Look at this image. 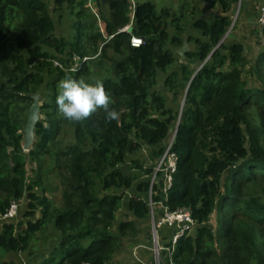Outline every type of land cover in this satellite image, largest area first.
<instances>
[{
  "label": "trees",
  "instance_id": "1",
  "mask_svg": "<svg viewBox=\"0 0 264 264\" xmlns=\"http://www.w3.org/2000/svg\"><path fill=\"white\" fill-rule=\"evenodd\" d=\"M49 2L0 0V213L12 199L27 198L25 211L24 206L16 219L0 224V264H21L8 254H30L37 233L46 232L49 225V247L26 264H111L121 245L119 235L126 230L137 234L131 219L120 221L117 232L112 231L124 191L137 180L121 165L143 145L160 160L174 130L169 146L176 156L171 187L164 192V171H154L156 181L148 178L134 185L127 212L149 219L150 191L153 203L190 211L195 225L177 241L172 255L176 264H264V47L250 68L261 87H248L243 43L221 42L231 23L227 12L238 0H212L226 14L192 22L201 36H186L194 48L164 80L174 97L182 95V108L174 114L154 89L158 74L177 59L172 47L182 45L180 35L167 31V8L158 11L150 0L137 1L131 19L129 0H93L94 6L107 9L106 14L99 12V31V17L87 0H54L52 12L63 3L71 10L79 8L68 40L57 34ZM254 3L257 9L260 0ZM179 19L171 18L178 32L183 30ZM129 23V31H120ZM256 33L264 41V24L257 25ZM131 36L141 37L142 43L131 46ZM96 40L101 48L90 49ZM108 49L118 56L112 74L95 78ZM89 57L96 59L85 62ZM66 75L102 81L114 101L111 107L121 115L118 121L106 122L99 109L72 123L75 141L55 155L56 166L68 175L62 204L54 206L33 188L40 185L36 175L43 156L51 153L66 120L56 116L58 84ZM44 82L49 89L40 106L44 119L36 123L31 148L23 151L27 110ZM28 160L36 163L35 177L27 174ZM131 164L144 175L153 173V166L143 168L138 159ZM36 207L40 216L32 219ZM216 209L221 216L213 230L209 220Z\"/></svg>",
  "mask_w": 264,
  "mask_h": 264
},
{
  "label": "rangeland",
  "instance_id": "2",
  "mask_svg": "<svg viewBox=\"0 0 264 264\" xmlns=\"http://www.w3.org/2000/svg\"><path fill=\"white\" fill-rule=\"evenodd\" d=\"M137 1H145V0H134V2ZM155 4V7L158 11H160L163 7L167 8L169 10L170 16L167 19V31L169 34H178L181 37L182 45L180 46H173L172 49L174 50V55L177 58L176 61L171 65L167 67L166 72H160L157 76V83L154 86V89L157 90L159 93H161L165 99H166V106L170 108L174 113L177 111L180 112L182 108V95L179 92L177 96H173V91L169 89L168 86L164 84V80L166 78V75L172 71L173 69H176L178 65L182 62H184V57L181 58L180 55L177 53V50L183 46V42L185 41L188 46V50L194 48V43H188L185 38L188 34H192L193 36L200 37V33L195 30L192 27V22L195 19H206L210 20L213 19L219 15L226 14L222 11L221 6L214 2L212 3V0H150ZM261 1V0H260ZM89 3V4H88ZM88 6L90 5L93 9H90L91 12H95L98 15L99 19L95 17L96 19V26L98 27L99 31H102L103 29V23L100 22L102 13L106 14L107 9L106 6L97 7L94 6L93 0H87L86 3ZM54 0H50L49 2V9L52 12L54 8ZM89 6V7H90ZM256 4L253 1L250 0H238V2L232 4L231 9L227 12L228 15H230L231 23L230 26L227 29V32L225 33L222 41L224 42H231L233 40L242 42L244 45V54L246 58V65L243 69V77L245 78L247 82L248 87H261L259 83L257 82L256 77L253 75L252 71L250 70L251 66H253L257 54L263 49L264 47V41L259 38L257 31V25L255 23V17L253 16L256 12L255 9ZM100 8V10L98 9ZM79 8H75V10H71L69 8V5L67 3H63L61 5L60 9H56L55 12H52V17L56 23L57 26V34L60 36H64V38L71 40L72 36L74 35V21L77 18L76 14H74L75 11H77ZM87 10V9H86ZM61 12V13H60ZM59 13L61 14L59 18ZM86 13H88L86 11ZM174 16H179V25L183 28L180 32L175 29V26L171 22V18ZM81 19H84L82 17ZM235 24L234 28L233 25ZM104 32V31H103ZM105 34V32H104ZM106 35V34H105ZM104 35V36H105ZM221 41V42H222ZM95 45H90L89 42H87V45H90L89 48H93L96 45H99V49L101 48V41L96 40ZM220 42V43H221ZM219 43V44H220ZM218 44V45H219ZM186 53V52H185ZM118 59V56L112 53L109 49L105 54V57L103 58L102 63H100V68L97 70V75H95V78H101L103 75H111L112 74V63ZM54 64V63H53ZM196 63L192 64L191 67L195 66ZM76 66V65H74ZM109 68V69H108ZM93 69V67H92ZM94 70V69H93ZM47 75L44 76L46 80ZM38 94L40 95L39 101L40 104L43 103V101L48 98L49 89L42 84L38 89ZM28 114V110H27ZM39 120L44 119V114L39 111ZM56 116L62 117L63 115L57 110ZM72 123L68 120H62V128L60 130V133L56 137V142L51 145V153L44 155V163L42 165V168L40 170V173H38L36 176L39 180V186H35L33 188V191L36 192L38 195L45 194L49 201H51L52 205L54 206H61L62 204V190L64 183L66 181V176L68 175L67 171L61 167L58 168L56 166L55 161V155L56 152L59 151L61 148H65V146L69 143L74 142L73 133H72ZM158 157L155 156L152 153L151 147L148 145H143L141 149L133 153L127 158L126 163L121 165V169L124 173H128L129 175L137 176V180L133 181V186L130 189H126L123 201H122V207L117 211L116 213V219L113 223L112 231L117 232V226L118 223L122 220H133L135 223V226L137 228V234L134 236H131L128 232V230L125 231V235H119L120 236V242L121 245L119 246V251L116 252L113 262L111 264H136V258L143 257L144 259L151 260V252L148 250V248L151 247V238H150V218H143V219H136L134 218L130 213L127 212L125 204H127V199L130 195L135 193L134 185L139 180H146L151 179V181H156L157 179L155 177L154 171H157V165L159 163V160H156ZM134 159H138L141 164H143V168L148 166H153V173L150 175H144L141 170H137L136 168L131 167V162ZM158 161V162H157ZM157 162V163H156ZM36 168V163L33 161L28 160L26 169L27 174L29 177L34 176L35 174L34 169ZM44 191V192H43ZM43 192V193H42ZM23 206L25 204V207L22 209V211H25L26 209V203L27 198H23ZM40 216L39 207H36L34 215L31 217L32 219H36ZM221 214H219L218 210L216 209L209 220L210 225L212 226L213 230H216L218 228L219 224V217ZM26 219V217H22ZM51 226L49 225L47 228V231L44 233H37L36 240L32 243V247L29 249L30 254L27 252L23 253H11L8 254L7 258L15 260L18 263L26 264L29 260H32L33 257L39 256L38 254L43 253L47 250V247H49L50 242L53 239V232L51 231ZM119 242V244H120ZM164 244V241L163 243ZM140 245L147 247V249L139 247ZM136 249V253L138 255H134L133 251ZM166 251H162L161 254L163 256L166 255ZM41 257H38L39 260Z\"/></svg>",
  "mask_w": 264,
  "mask_h": 264
},
{
  "label": "built area",
  "instance_id": "3",
  "mask_svg": "<svg viewBox=\"0 0 264 264\" xmlns=\"http://www.w3.org/2000/svg\"><path fill=\"white\" fill-rule=\"evenodd\" d=\"M131 8V19L134 16V0H129ZM89 4V3H88ZM90 6V5H89ZM92 9V7L90 6ZM93 11V9H92ZM96 16V11L93 12ZM132 22V21H131ZM255 23L258 26L264 24V0H261L256 9ZM131 28V23L125 25L120 31H129ZM143 39L138 36H131L130 45L138 47L142 43ZM77 60L78 57H75ZM54 64L57 62L54 61ZM77 63L75 62L74 65ZM75 67V66H74ZM172 142L170 140L169 146ZM169 146L167 147L163 157L159 160L157 165V171H164V186L163 191L166 192L172 184V173L176 169V156L174 153L169 152ZM165 159V161H163ZM164 164V167H163ZM156 172V171H155ZM155 174V173H154ZM151 191L149 192V218H150V238H151V247L148 250L151 252L152 259L147 260L143 257H137V264H176L172 258L173 253L176 249L177 241L180 237L189 233L195 222L191 216V213L188 209L185 208H176L169 209L167 206L162 205L160 202L153 203L151 201ZM24 199H12L9 206L7 207L4 213H0V224L2 221H8L16 219L20 209L23 206ZM25 206V204H24ZM167 229L173 230L168 232ZM164 230V233L161 234L160 231ZM164 241V244H162ZM139 247L145 248V246L140 245ZM136 247L133 251L134 255L136 253ZM162 251H166V255L161 254ZM83 264H90L89 262H84Z\"/></svg>",
  "mask_w": 264,
  "mask_h": 264
},
{
  "label": "clouds",
  "instance_id": "4",
  "mask_svg": "<svg viewBox=\"0 0 264 264\" xmlns=\"http://www.w3.org/2000/svg\"><path fill=\"white\" fill-rule=\"evenodd\" d=\"M88 59H96V57L86 58L85 62ZM58 88L56 104L58 111L66 120L79 123L99 109L104 111L106 122L120 119L121 113L111 107L114 101L102 81L86 82L84 79L77 80L71 75H66L59 82Z\"/></svg>",
  "mask_w": 264,
  "mask_h": 264
},
{
  "label": "water",
  "instance_id": "5",
  "mask_svg": "<svg viewBox=\"0 0 264 264\" xmlns=\"http://www.w3.org/2000/svg\"><path fill=\"white\" fill-rule=\"evenodd\" d=\"M187 50H188V46L187 43L184 41L183 46L177 50V53L180 55L181 58H183ZM39 97L40 95L38 93L32 95V103L29 106L28 116L26 118V123L23 128V134H24L23 142H22L23 151H28L31 148L32 143L34 141V136H35L34 130L36 123L38 122L40 117L39 111L41 104L39 101ZM174 134H175V130L173 131L172 139L174 137Z\"/></svg>",
  "mask_w": 264,
  "mask_h": 264
},
{
  "label": "crops",
  "instance_id": "6",
  "mask_svg": "<svg viewBox=\"0 0 264 264\" xmlns=\"http://www.w3.org/2000/svg\"><path fill=\"white\" fill-rule=\"evenodd\" d=\"M250 1H253V0H250ZM255 1V0H254Z\"/></svg>",
  "mask_w": 264,
  "mask_h": 264
}]
</instances>
